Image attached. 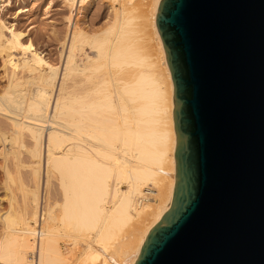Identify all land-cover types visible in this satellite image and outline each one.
I'll list each match as a JSON object with an SVG mask.
<instances>
[{
    "label": "bare ground",
    "instance_id": "6f19581e",
    "mask_svg": "<svg viewBox=\"0 0 264 264\" xmlns=\"http://www.w3.org/2000/svg\"><path fill=\"white\" fill-rule=\"evenodd\" d=\"M90 1L65 3L73 9ZM111 1L121 8L104 31L71 29L61 73L23 33L0 30V54L10 71L0 92V156L12 162L18 178L11 166L5 176L11 184L19 180L23 193L14 208L16 195L7 187L10 209L0 216L4 264H110L109 256L135 264L172 203L175 87L156 23L161 0H152V17L165 79L146 70L156 63L142 53L128 1ZM22 168L29 169L33 189L21 179ZM51 178L59 187L54 198ZM70 244L82 245L81 258L69 255Z\"/></svg>",
    "mask_w": 264,
    "mask_h": 264
},
{
    "label": "water",
    "instance_id": "95a60500",
    "mask_svg": "<svg viewBox=\"0 0 264 264\" xmlns=\"http://www.w3.org/2000/svg\"><path fill=\"white\" fill-rule=\"evenodd\" d=\"M173 200L135 264H264V0H161Z\"/></svg>",
    "mask_w": 264,
    "mask_h": 264
},
{
    "label": "rangeland",
    "instance_id": "374dc122",
    "mask_svg": "<svg viewBox=\"0 0 264 264\" xmlns=\"http://www.w3.org/2000/svg\"><path fill=\"white\" fill-rule=\"evenodd\" d=\"M127 1L128 3L125 5L127 14L133 20L134 28L138 30V35L140 36L141 42L144 46V51L142 53L147 58V61H150L149 63L152 61L153 63H156L153 68L150 66L151 68L147 67L146 70L153 69V71L150 72H153L154 74L156 72L157 75L159 74L160 78L165 79L166 73L161 64V50L158 47V42H156L157 40L155 39L154 33L152 17L153 1ZM120 8L121 6L118 2L114 3L111 0H91L87 5L80 6V4H76L73 9H71L65 3V0H4V2L0 5V30L4 31L7 35L11 30L23 33V41L25 43H32L34 49H36V52L50 64L59 67L61 73V70L64 67L65 53L68 51L69 35L71 29L76 26L83 31H87L88 33L104 31L114 21L115 14L118 13ZM70 16L72 19L69 22ZM14 53L16 55L18 54L17 52ZM4 59V54L1 53L0 92H2L1 90L7 88L10 78V71L6 69L4 65ZM31 89H33V86H31ZM2 119L4 118L1 117V120ZM2 152L3 146L0 142V154ZM25 158L26 157L24 156L22 159L25 163V166H27L28 162ZM4 163V160L0 156V216L10 209V197L12 194L9 192L10 190L7 191L9 188L8 186L11 185V192H14V195H16L15 199L18 200H16V203L13 202L14 208L18 206L17 203H22L23 198L22 189L19 186V180L18 183L16 180H14L15 183L11 184L8 177L5 176L6 169H9L10 166L11 168L9 170H13L12 176L15 175L16 171L14 172L15 169L12 168V162L9 161L5 164ZM5 166H7V168H5ZM20 170L21 179L26 181H23L25 185L30 184L27 185L29 186L28 188L33 189L34 187L32 186V183H28L29 180H31L28 171L29 169L22 168ZM45 173L46 170H44L43 167L42 178H44V180L46 179ZM14 177L15 179L18 178L17 174ZM49 188L50 195H52L53 198L58 195L57 193L59 192V187L57 179L51 178ZM40 191L42 192V183L40 185ZM7 195L10 196L8 197ZM37 230H40V227H37ZM2 231L3 225L1 222L0 237ZM36 240L39 241V237H37ZM65 240L63 241L67 244L68 240L69 243L71 242L70 239ZM67 248L68 251L71 249V251H69V255L76 258V256H80L82 245H73L72 247L70 244ZM79 258H81V256ZM108 259L110 264L117 263V260L112 259L110 256ZM0 264L4 263L0 261Z\"/></svg>",
    "mask_w": 264,
    "mask_h": 264
}]
</instances>
